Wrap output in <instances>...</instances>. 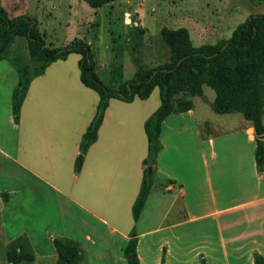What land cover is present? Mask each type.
<instances>
[{"label": "crops", "instance_id": "0c3cea01", "mask_svg": "<svg viewBox=\"0 0 264 264\" xmlns=\"http://www.w3.org/2000/svg\"><path fill=\"white\" fill-rule=\"evenodd\" d=\"M8 51L0 62V264L13 248L34 256L19 264H56L54 239L80 248L77 264H128L132 237L141 264H255L256 254L264 256V168L242 113L217 114L215 99L210 112L199 110L193 97L191 111L166 118L154 185L135 221L145 123L161 106L158 88L146 100L110 101L77 172L100 100L81 81V56L58 60L33 80L16 123L19 75Z\"/></svg>", "mask_w": 264, "mask_h": 264}, {"label": "trees", "instance_id": "16d2710c", "mask_svg": "<svg viewBox=\"0 0 264 264\" xmlns=\"http://www.w3.org/2000/svg\"><path fill=\"white\" fill-rule=\"evenodd\" d=\"M0 0V62L17 38L27 41L29 59L22 62L19 57L9 58L19 75L18 86L13 95L15 122L20 120L22 105L34 79L43 75L47 68L58 60H67L71 54L81 56L79 68L81 81L100 97L97 113L84 135L76 171L80 172L84 156L96 141L105 112L112 99L132 103L136 98L148 99L156 88L160 90L161 106L145 123L148 137V157L140 194L133 207L135 221H138L154 185V168L163 149L160 142L162 124L170 115L191 111L193 97L204 95V86L216 93L214 110L217 114L242 113L252 122L256 133L255 158L258 170L264 168V14L250 15L239 24L230 39L217 44H193L187 28L161 30V39L170 53V60L156 68L147 69L137 64L136 77L118 87L105 85L98 77L96 56L91 45L76 39L63 48L48 47L39 30V22L30 16L11 19ZM91 8L99 9L118 0H84ZM118 75V74H117ZM119 76V75H118ZM149 168L153 169L152 174ZM4 201L8 195L3 194ZM58 254L56 264H77L81 257L80 248L74 243L54 239ZM138 239L132 237L124 253L128 264H141L137 255ZM131 257V258H130ZM34 256L23 248L8 252L6 264L32 262ZM201 264H207L202 260ZM255 264H264V256L256 254Z\"/></svg>", "mask_w": 264, "mask_h": 264}, {"label": "rangeland", "instance_id": "374dc122", "mask_svg": "<svg viewBox=\"0 0 264 264\" xmlns=\"http://www.w3.org/2000/svg\"><path fill=\"white\" fill-rule=\"evenodd\" d=\"M127 1L99 9L91 8L84 0L1 3L11 19L21 16L37 19L49 47L63 48L76 39L86 40L98 60L95 70L98 77L112 88L134 79L140 62L153 69L170 60L169 50L161 39L164 27L187 28L193 44L199 47L230 39L236 27L250 15L264 14V0ZM8 53L22 62L28 61L27 41L17 38ZM157 94L160 97L159 88ZM215 97V91L204 86L203 97L195 98L197 109L204 107L210 112ZM231 264H236L234 259Z\"/></svg>", "mask_w": 264, "mask_h": 264}, {"label": "water", "instance_id": "95a60500", "mask_svg": "<svg viewBox=\"0 0 264 264\" xmlns=\"http://www.w3.org/2000/svg\"><path fill=\"white\" fill-rule=\"evenodd\" d=\"M152 172H153V169L152 168H149V173L152 174Z\"/></svg>", "mask_w": 264, "mask_h": 264}]
</instances>
